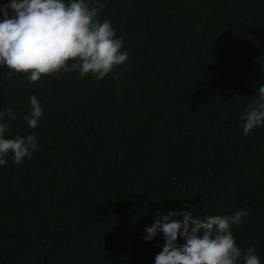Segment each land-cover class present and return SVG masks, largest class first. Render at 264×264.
Instances as JSON below:
<instances>
[{
    "label": "trees",
    "instance_id": "16d2710c",
    "mask_svg": "<svg viewBox=\"0 0 264 264\" xmlns=\"http://www.w3.org/2000/svg\"><path fill=\"white\" fill-rule=\"evenodd\" d=\"M85 2L105 5L125 64L35 83L0 66L4 138L37 137L31 159L0 165V264H155L163 234L143 237L173 209H247L231 231L264 264V125L245 136L240 119L264 86V0Z\"/></svg>",
    "mask_w": 264,
    "mask_h": 264
},
{
    "label": "clouds",
    "instance_id": "9594fccd",
    "mask_svg": "<svg viewBox=\"0 0 264 264\" xmlns=\"http://www.w3.org/2000/svg\"><path fill=\"white\" fill-rule=\"evenodd\" d=\"M104 7L90 6L85 0H10L0 6V66L10 70L6 79L13 72L24 73L30 83H35L41 76L78 71L82 78L91 73L102 80L114 67L125 64L129 52L121 51L123 37L116 38L109 20L99 19L98 12ZM8 9L12 10L11 18ZM30 105V115L23 119L35 129L43 109L34 95ZM4 115L15 119L12 108L0 113V117ZM240 119L245 136L264 125V86L259 87L257 98L247 105ZM8 128L0 124V165L6 163L9 153L16 164L31 159L37 148L36 135L6 139ZM178 216L183 220H177ZM248 216L247 209L204 218L194 217L192 211L173 209L162 218L157 215L143 239L148 242L163 234L165 245L156 255L155 264H238L241 258L243 264H261L254 248H248L242 256L231 231ZM179 239L185 243L178 245Z\"/></svg>",
    "mask_w": 264,
    "mask_h": 264
}]
</instances>
